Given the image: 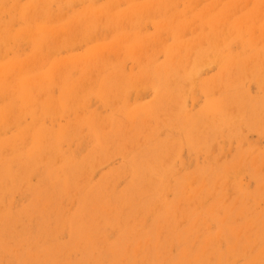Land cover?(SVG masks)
I'll return each mask as SVG.
<instances>
[{"label": "rangeland", "instance_id": "obj_1", "mask_svg": "<svg viewBox=\"0 0 264 264\" xmlns=\"http://www.w3.org/2000/svg\"><path fill=\"white\" fill-rule=\"evenodd\" d=\"M49 1L51 3L48 0H0V230L5 225L4 230L0 231V235L5 231L0 236V264H111L115 259L113 264H120V258L126 254L125 259H121V264H180V261L182 264H194L196 260L205 262L202 261L201 264H264L262 1L238 0L240 3L237 8L234 7L237 1L233 6L227 7L233 0ZM48 5L50 8H47ZM130 6H134L132 8L135 11L137 8L140 11L132 12ZM105 9L108 16L104 14ZM112 9L113 13L110 12ZM89 11L92 16L88 17V23H84L87 29L82 28V32L78 33L75 21L87 16ZM124 12L129 15H126L129 19L136 17L135 21H128L126 17L123 21ZM226 12L231 13L230 17ZM93 13L98 18L101 17H96L98 21L93 19L94 23ZM221 13L226 17L221 16ZM111 14L115 18L110 17ZM245 15L248 20L232 28L231 25L243 21ZM120 18L122 20L119 23ZM103 22L106 24L103 25ZM117 23L123 28L117 26ZM212 26L217 27V34H211L214 32ZM88 28L91 29L90 34L85 33ZM178 39L180 43L177 42ZM183 42L185 45L182 46ZM196 53H201L203 62L205 60L198 66L200 61H195ZM235 58L243 59L233 67L229 61H234ZM170 65H173L175 74L167 81V89L172 92L165 98L162 97V91L167 90L162 87L166 83L161 72L168 69V66L171 67ZM181 66L187 67L189 71L193 70L194 81L190 85L185 83L182 89L178 86L181 90H176L174 84H179L180 81L174 80L180 75ZM228 66L231 67V72L227 70L225 73ZM86 80L91 83L95 81L96 84L92 86ZM113 80L118 81L119 88L125 86L121 88L120 94H113L112 89L117 88V84L113 87ZM219 80L224 81V84H220ZM111 90L113 93H110ZM64 103L66 105L63 107ZM181 105L183 111L179 113ZM251 113V117L255 119L250 117ZM144 118L143 125L141 120ZM87 162L91 163V167L88 168ZM145 165L158 170L155 169L152 173L144 171ZM76 171L77 174L80 171L79 175ZM72 175L77 183L72 181ZM201 175L205 177L202 178ZM8 176L10 177L7 178ZM65 180L69 182V187ZM51 181L53 182L50 183ZM200 184L205 186L201 187ZM134 186L137 187L133 188ZM196 186L201 188L197 189ZM105 188L108 191H104ZM142 188L145 189L144 193ZM47 190H50L49 193H45ZM200 193L203 196L200 197ZM127 196L133 200L130 201V207H127ZM93 198L97 201L94 202ZM150 199L152 203H149ZM184 199L188 201L184 202ZM217 200L224 207H218L221 203ZM101 202L105 203L102 205ZM111 203L112 207L109 206ZM153 203L158 205L153 206ZM101 206L109 208L108 211L110 208L112 210L107 212ZM226 207L230 211L226 212ZM44 208L46 211L41 210ZM170 208H174V211ZM115 211L120 212L115 214ZM84 232L87 233L86 238L89 235V240L83 235ZM20 235H23V240ZM145 235L144 241H148L146 245H150L149 248L143 244V240L140 244ZM155 237L163 248L158 246ZM16 239L19 240L15 241ZM129 241L131 245L128 244ZM102 242L105 245L100 244ZM154 245L155 248H152ZM128 247L131 249L127 250ZM156 247L157 250H154ZM186 249L189 254L187 251L183 252ZM183 256L186 258L183 259Z\"/></svg>", "mask_w": 264, "mask_h": 264}, {"label": "bare ground", "instance_id": "obj_2", "mask_svg": "<svg viewBox=\"0 0 264 264\" xmlns=\"http://www.w3.org/2000/svg\"><path fill=\"white\" fill-rule=\"evenodd\" d=\"M44 1H45V0H44ZM51 1H52V0H51ZM61 1H62V0H61ZM90 1H91V0H90ZM126 1H128V0H126ZM161 1H162V0H161ZM166 1H168V0H166ZM192 1H193V0H192ZM235 1H237V4L235 3V6H234V7L237 8L236 6L240 3V2L238 3V0H233L231 3L229 2V4H228L227 7H229V6L231 7V6H233V4H234ZM261 1H262V2H260V3L264 4V1H263V0H261ZM138 2H139V1H138ZM147 2H148V1H147ZM151 2H153V0H152ZM151 2H150L149 4H151ZM195 2H196V1H195ZM48 3H51V2L48 0ZM59 3H60V2H59ZM144 3H145V2H143V4H144ZM40 4H41V3H40ZM60 4H61V3H60ZM68 4H71V3H68ZM130 4H131V3H130ZM166 4H167V3H166ZM52 5H53V4H52ZM64 5H65V2H64ZM92 5H93V2H92ZM136 5H137V3H136ZM139 5H140V4H139ZM50 6H51V4H50ZM67 6H68V5H67ZM67 6H66V8H67ZM143 6H144V5H143ZM145 6H146V5H145ZM152 6H153V5H152ZM166 6H167V5H166ZM258 6H259V5H258ZM263 6H264V5H263ZM263 6L260 5V7H263ZM27 7H29V6H27ZM43 7H44V6H43ZM45 7H46V6H45ZM68 7H69V6H68ZM71 7H72V6H71ZM116 7H117V6H115V8H116ZM128 7H129V6H128ZM130 7H131V6H130ZM132 7H134V6H132ZM132 7H131V8H132ZM136 7H138V6H136ZM136 7H135V8H136ZM139 7H140V6H139ZM146 7H148L147 9L150 8V6H148V4H147ZM215 7H216V6H215ZM256 7H257V6H256ZM260 7H259V8H260ZM31 8H32V7H31ZM47 8H50L49 5H48ZM69 8H70V7H69ZM103 8H104V7H103ZM107 8H108V7H107ZM115 8H114V9H115ZM235 8H234V9H235ZM26 9H27V8H26ZM28 9H29V8H28ZM114 9H112L111 11H110V10H108V11L112 12ZM137 9H138V8H137ZM137 9H136V11H138ZM151 9H152V7H151ZM191 9H192V8H191ZM228 9H229V8H228ZM48 10H49V9H48ZM105 10H106V11H105L104 14L106 15V14H107V9H105ZM123 10H124V9H123ZM123 10H122V12H123ZM129 10H131V9H129ZM129 10H128V11H129ZM133 10H134V9L132 8L131 11L133 12ZM226 10H227V9H226ZM229 10H230V9H229ZM36 11H37V10H36ZM36 11H35V12H36ZM60 11H61V10H60ZM91 11H92V10H91ZM134 11H135V10H134ZM136 11H135V12H136ZM139 11H140V10H139ZM139 11H138V12H139ZM154 11H155V10H154ZM157 11H159V10H157ZM160 11H162V9H161ZM231 11H233L232 8H231ZM24 12H25V11H24ZM33 12H34V11H33ZM58 12H59V11H58ZM92 12H93V11H92ZM97 12H98V10H97ZM116 12H117V11H116ZM126 12H127V11H126ZM224 12H225V11H224ZM224 12H223V13H224ZM255 12H256V11H255ZM25 13H26V12H25ZM27 13H28V11H27ZM31 13H32V12H31ZM38 13H39V12H38ZM94 13H95V11H94ZM94 13H93V14H94ZM101 13H103V12H101ZM112 13H113V12H112ZM124 13H125V12H124ZM127 13H129V12H127ZM127 13L124 14L125 16H124V15L122 16V17H123V21H124V19L126 20V18H127V17H126ZM142 13H143V12H141V14H142ZM159 13H160V12H159ZM229 13H230V12H229ZM229 13L226 12L227 15H228ZM232 13H233V12H232ZM257 13H258V11H257ZM36 14H37V13H36ZM51 14H52V13H51ZM129 14H130V13H129ZM133 14H134V13H133ZM150 14H151V12H150ZM157 14H158V13H157ZM221 14H222V13H221ZM221 14H220V15H221ZM230 14H231V13H230ZM230 14H229L228 17H230ZM28 15H29V14H28ZM30 15H31V14H30ZM84 15H85V14H84ZM94 15H95V14H94ZM101 15H102V14H101ZM101 15L98 14L99 17H100ZM137 15H138V13H137ZM142 15H143V14H142ZM142 15L140 16L141 18H143ZM155 15H156V13H155ZM216 15H217V14H216ZM216 15H215V16H216ZM220 15H219V16H220ZM223 15L225 16V14H222L221 16H223ZM248 15H249V14H248ZM255 15H256V13H254V16H255ZM33 16H34V15H33ZM89 16H92V15H90V11H89V14H87V16L85 15V16H83L82 18H80V21H75V23L77 24V26H75V27L77 28L78 33L82 32V31H81L82 28L87 29V26H86V24H84V23H88V22H89V20H90V19L88 18ZM106 16H108V14H107ZM109 16L112 17V18H113V17L115 18V15H114V14H111V15H109ZM119 16H121V15H119ZM119 16H118V17H119ZM127 16H129V15H127ZM130 16H131V14H130ZM135 16H136V14H135ZM160 16H161V15H160ZM163 16H164V15H163ZM217 16H218V15H217ZM245 16H246V15H245ZM257 16H258V15H257ZM24 17H25V15H24ZM24 17H23V19H24ZM36 17H37V16H36ZM50 17H51V15H50ZM85 17H86V18H85ZM96 17H97V15H95V16L92 18L93 23L97 20L98 17H97V18H96ZM102 17H103V15H102ZM124 17H126V18H124ZM157 17H158V16H156V17L154 16V18H157ZM225 17H226V16H225ZM225 17H224V18H225ZM228 17H227V18H228ZM255 17H256V16H255ZM100 18H101V17H100ZM100 18H98V19H100ZM134 18L136 19V17H133V19H134ZM137 18H138V16H137ZM213 18H215V17H213ZM227 18H225V19H227ZM246 18H247V16L244 18L243 21H242V20L238 21V23H234V22H233L234 24L231 25L232 28H233L234 26L237 27L238 24H239V26H240V24L245 23V21L248 20V19H246ZM35 19H36V18H35ZM56 19H57V18H56ZM93 19H95V21H94ZM109 19H110V18H109ZM133 19H132V18H130V19L127 18L128 21H129V20H133ZM135 19H134V21H135ZM210 19H211V21H212V18H211V17H210ZM215 19H216V18H215ZM222 19H223V18H220V20H222ZM31 20H32V19H31ZM52 20H54V18H53ZM78 20H79V19H78ZM102 20H103V18L101 19V21H102ZM113 20H114V19H113ZM120 20H122V19H121V18L118 19L119 23H120ZM137 20H138V19H137ZM168 20H169V19H168ZM213 20H214V19H213ZM227 20H229V18H228ZM255 20H256V19H255ZM70 21H71V20H70ZM97 21H98V20H97ZM101 21H99V22H101ZM165 21H166V20H165ZM165 21H164V24H165ZM169 21H170V20H169ZM208 21H209V20H208ZM211 21H210V24L213 25ZM218 21H219V20H218ZM51 22H52V21H51ZM224 22H225V21H224ZM52 23H53V22H52ZM96 23H97V22H96ZM119 23H117V26L122 27L123 23L121 22V23H122L121 26L119 25ZM124 23H126V22H124ZM160 23H161V22H160ZM219 23H221V22L219 21ZM102 24L104 25V24H106V23L103 22ZM111 24H112V26H113V22H111ZM169 24H170V23H169ZM172 24H173V23H172ZM207 24H208V22H207ZM13 25H14V24H13ZM72 25H73V23H72ZM184 25H185V24H184ZM214 25H215V24H214ZM219 25H220V24H218V26H219ZM25 26H26V25H25ZM53 26H54V25H53ZM158 26H160V25H158ZM208 26H209V25H208ZM106 27H107V26H106ZM113 27H114V26H113ZM119 27H117V28H119ZM164 27H165V25H164ZM180 27H181V29H182V26H180ZM180 27H179V28H180ZM186 27H187V26H186ZM210 27H211V26H210ZM212 27H213V26H212ZM214 27H215V26H214ZM214 27H213V28H214ZM241 27H242V26H241ZM59 28H60V27H59ZM70 28H71V27H70ZM90 28H91V27H90ZM90 28H88V31L85 32L86 34H90V32H89V29H90ZM115 28H116V27H115ZM115 28H112V29L115 30ZM122 28H123V27H122ZM159 28H160V27H159ZM172 28H173V27H172ZM213 28H212V29H213ZM216 28H217V27H216ZM216 28L213 29V30H214L213 33L210 32V31H212V29H211L209 32H210L211 34H217V31H218V30H215ZM44 29H45V28H44ZM46 29L48 30V28H46ZM60 29H61V28H60ZM164 29H165V28H164ZM169 29H170V28H169ZM187 29H188V28H187ZM209 29H210V28H209ZM218 29H219V28H218ZM222 29H223V28H222ZM90 30H91V29H90ZM185 30H186V29H185ZM40 31H41V30H40ZM84 31H85V30H84ZM84 31H83V32H84ZM108 31H109V26H108ZM110 31H111V29H110ZM181 31H182V30H181ZM186 31H187V30H186ZM248 31H249V30H248ZM0 32H1V31H0ZM42 32H43V31H42ZM222 32H223V31H221V33H222ZM227 32L229 33L228 30H227ZM230 32L233 33V31H231V30H230ZM237 32H238V31H237ZM54 33H56V32H54ZM85 33H84V34H85ZM167 33H168V32H167ZM186 33H187V32H186ZM186 33H185V34H186ZM191 33H193V32H191ZM249 33H250V32H249ZM44 34H45V33H43V35H44ZM81 34H82V33H81ZM202 34H203V32H202ZM223 34H225V33H223ZM247 34H248V33H247ZM176 35H178V34H176ZM178 36H179V35H178ZM45 37H46V36H45ZM47 38L49 39V35H48ZM176 38H177V36H176ZM174 39H175V37H174ZM39 40H42V39H39ZM44 40H45V39H44ZM45 41H46V40H45ZM47 41H48V40H47ZM50 41H51V39H50ZM43 42H44V41H43ZM120 42H121V40H120ZM138 42H139V41H138ZM138 42H137V43H138ZM175 42H176V40H175ZM177 42H179V39H178ZM209 42H210V41H209ZM211 42H212V40H211ZM211 42L209 43L210 45H212ZM39 43H40V41H39ZM179 43H180V42H179ZM35 44H36V43H35ZM5 45H6V44H5ZM38 45H39V44H38ZM41 45H44V44H41ZM47 45H48V43H47ZM49 45H50V44H49ZM117 45H118V44H117ZM154 45H155V44H154ZM183 45H185L184 42L182 43V46H183ZM52 46H53V44H52ZM151 46H152V45H151ZM37 47H38V46H37ZM42 47H43V46H42ZM137 47H138V46H137ZM154 47H155V46H154ZM180 47H181V46H180ZM151 48H152V47H151ZM176 48H177V47H176ZM36 49H37V48H36ZM155 49H156V48H155ZM173 49H175V48H173ZM173 49H172V50H173ZM181 49H182V47H181ZM42 50H43V49H42ZM57 50H58V49H57ZM153 51H154V50H153ZM167 51H168V49H167ZM170 54H172V51H170ZM196 55H197V56H196ZM196 55H195V56H196V57H195V61H200V63L197 64V66H198V65L202 64L201 62H203V59L201 58V55H202L201 53H200V54L196 53ZM215 55H217V54H215ZM216 57H217V56H216ZM216 57H214V58H216ZM242 59H243V58H235V59H233L234 61H231V60H230V61H229V62H230L229 64H231V65L234 67V64L237 63V62H239V61H241ZM101 60H102V59H101ZM89 61H90V60H89ZM204 62H205V60H204ZM204 62H203V63H204ZM211 62H212V61H211ZM215 62H216V61H215ZM88 63H89V62H88ZM95 64H96V63H95ZM192 65H193V63H192ZM226 65H228V63H227ZM247 65H248V63H247ZM92 66H93V65H92ZM96 66H97V65H96ZM98 66H99V65H98ZM170 66H171V67L168 66V67H167L168 69H166V70H163V69H164V68H163V69H162L163 71L161 72V75H164V76H163V77H164V82L166 83V86L164 85V86L162 87V88H166V90H167V91H165V90L162 91V97H165V98H166V97L172 92V90L167 89V88H168V86H167V81H168V79H169L170 77H172L171 75H174V74H175V70H174V68H173V65H170ZM197 66H196V67H197ZM83 67H84V66H83ZM83 67H82V68H83ZM190 67H191V66H190ZM193 67H194V66H193ZM75 68H76V67H75ZM82 68H81V69H82ZM100 68H101V67H100ZM230 68H231V67H230ZM230 68H229V66L226 67V68H225L226 70H224L225 73H226L227 70H230ZM243 68H244V67H243ZM72 69H73V68H72ZM98 69H99V68H98ZM180 69H181V73H180V75L177 76L176 79L174 80V82H176V81H178V80L180 81L179 84H174L176 90H181V89H182V86H184L185 83H187V84L190 85L191 82H192V84H193L194 76H195L194 73H193V70H192V69H191L192 71H191V70L189 71V70H187V67H184V66H181ZM195 69H196V68H195ZM195 69H194V70H195ZM245 69H246V68H245ZM245 69H243V71H242L243 73H244V70H245ZM99 70H100V69H99ZM159 70H161V69H159ZM233 70H234V69H233ZM168 71H169V72H168ZM195 71L197 72V70H195ZM224 71H223V72H224ZM248 71H250V70H248ZM84 72H85V70H84ZM84 72H82V73H84ZM90 72H92V71L90 70ZM156 72H157V71H156ZM230 72H231V70H230ZM242 72H241V74H242ZM0 73H1V72H0ZM86 73H87V72H86ZM149 73H150V72H149ZM149 73H148V74H149ZM197 73H198V72H197ZM225 73H224V74H225ZM233 74H234V73H233ZM0 75H1V74H0ZM84 75H85V74H84ZM84 75H83V76H84ZM154 75H155V74H154ZM228 75L231 76V74H230L229 72H228ZM235 75H236V74H235ZM103 76H104V75H103ZM150 76H151V75H150ZM223 76H224V75H223ZM226 76H227V75H226ZM27 77H28V76H27ZM92 77H94V76H92ZM92 77H91V78H92ZM232 77H233V76H232ZM232 77H231V78H232ZM7 78H8V77H7ZM25 78H26V77H25ZM151 78H152V76H151ZM151 78H150V79H151ZM231 78H229V79L231 80ZM85 79H86V78H85ZM103 79H104V77H103ZM111 79H112V77H111ZM111 79H110V80H111ZM152 79H153V78H152ZM152 79H151V81H152ZM157 79H158V78H157ZM233 79H235V78L233 77ZM30 80H31V79H30ZM48 80H49V79H48ZM87 80H88V78H87ZM87 80H86V81H87ZM101 80H102V79H101ZM101 80H100V81H101ZM108 80H109V78H108ZM108 80H107V81H108ZM221 80H223V77L221 78ZM226 80H227V79H226ZM230 80H228V82H229ZM34 81H35V80H34ZM54 81H55V79L53 78V82H54ZM57 81H58V80H57ZM92 81H93V80H92ZM96 81H97V80H96ZM158 81H160V80H158ZM219 81H220V80H219ZM219 81H218V82H219ZM7 82H8V81H7ZM35 82H36V81H35ZM80 82H81V81H80ZM87 82H88V81H87ZM152 82H153V81H152ZM223 82H224V81H220L219 83H220V84H224ZM22 83H23V82H22ZM22 83H21V84H22ZM50 83H51V82H50ZM68 83H69V82H68ZM77 83H78V82H77ZM82 83H83V82H82ZM88 83H91V82H88ZM107 83H108V82H107ZM107 83H106V84H107ZM112 83L114 84L113 87L115 86V84H117V88H116V89H112V90H114V93H113L112 90H111V92H110V93H113V94H115V93H119V92L121 91V88H122V87H125V86H122V87L119 88V87H118V84H119V83H118V81L115 82V80H113ZM215 83H216V82H215ZM226 83H227V82H226ZM23 84H24V83H23ZM38 84H39V83H38ZM53 84H54V83H53ZM69 84H70V83H69ZM92 84H93V85H92ZM94 84H96L95 81L92 82L90 85L94 86ZM160 84H164V83H160ZM227 84H228V83H227ZM24 85H25V84H24ZM42 85H43V84H42ZM87 85H89V84H86V86H87ZM108 85H109V84H108ZM110 85H112L111 82H110ZM9 86H10V85H9ZM9 86H8V87H9ZM67 86H68V85H67ZM157 86H158V85H156V87H157ZM159 86H160V85H159ZM159 86H158V87H159ZM178 86H181V89H180ZM217 86H218V85H217ZM226 86L229 87V85H226ZM226 86H225V89H227ZM35 87H37V86H35ZM90 87H91V86H90ZM107 87H108V86H107ZM107 87H106V88H107ZM111 87H112V86H111ZM154 87H155V86H154ZM156 87H155V88H156ZM219 87L222 88L221 85H220ZM25 88H26V87H25ZM39 88H40V87H39ZM92 88H94V87H92ZM108 89H109V88H108ZM110 89H111V88H110ZM157 89H159V88H157ZM18 90H19V88H18ZM25 90H26V89H25ZM40 90H41V89H40ZM43 90H44V89H43ZM71 90H72V89L69 90V94H70V91H71ZM73 90H74V89H73ZM104 90H105V88H104ZM66 91H67V90H66ZM115 91H116V92H115ZM225 91H226V90H225ZM225 91H224V93H225ZM235 91H236V90H235ZM21 92H22V91H21ZM35 92H36V91H35ZM104 92H105V91H104ZM228 92H229V90H228ZM66 93H68V92H66ZM71 93H73V92H71ZM178 93H179V92H178ZM235 93H237V92H235ZM30 94H31V93H30ZM30 94H29V95H30ZM64 94H65V93H64ZM119 94H120V93H119ZM65 95H66V94H65ZM75 95H76V94H75ZM237 95H238V94H237ZM76 96H78V95H76ZM116 96H117V95H116ZM233 96H234V95H233ZM241 96H242V94H241ZM8 97H9V96H8ZM69 97H70V96H69ZM71 97H72V96H71ZM73 97H74V94H73ZM64 98H65V97H64ZM67 98H68V97H67ZM67 98H66V99H67ZM179 98H180V97H179ZM76 99H77V98H76ZM76 99H75V100H76ZM180 99H181V98H180ZM225 99H226V98H225ZM231 99H232V98H231ZM60 100H63V99H60ZM71 100H72V99H71ZM71 100H70V103L72 102ZM232 100H233V99H232ZM232 100H231V101H232ZM237 100H239V99H237ZM249 100H250V99H249ZM66 101H67V100H66ZM63 102H64V101H63ZM63 102H61V103H63ZM68 102H69V100H68ZM232 102H233V101H232ZM237 102H238V101H237ZM250 102H251V101H250ZM8 103H9V102H8ZM66 103H67V102H66ZM27 104H28V103H27ZM73 104H75V102H73ZM235 104H236V102H235ZM235 104H234V105H235ZM238 104L240 105V103H238ZM248 104H249V103H248ZM63 105L65 106L66 104L64 103V104H62V106H63ZM76 105H77V104H76ZM246 105H247V104H246ZM259 105H261V104H259ZM64 106H63V107H64ZM72 106H73V105H72ZM235 107H236V106H235ZM237 107H238V106H237ZM251 107L253 108V106H251ZM251 107H250V108H251ZM262 107H263V105L260 107L261 110H262ZM66 108H67V106H66ZM68 108H69V106H68ZM257 108H259V107H257ZM260 108H259V109H260ZM19 109H20V108H19ZM249 110H250V109H249ZM251 110H253V109H251ZM263 110H264V107H263ZM182 111H183V105H181V107H180V109H179V113H182ZM247 111H248V110H247ZM253 111H254V110H253ZM256 112H257V110H256ZM256 112H254V113L256 114ZM260 113H261V112H260ZM185 114H186V113H185ZM226 114H227V113H226ZM187 115H188V114H187ZM93 116H94V115H93ZM182 116H183V115H182ZM184 116H185V115H184ZM184 116H183V117H184ZM251 116H252V113H251L250 117H251ZM258 116L260 117L259 114H258ZM8 117H9V116H8ZM198 117H199V116H198ZM214 117H215V116H214ZM250 117H249V118H250ZM141 118H142V117H141ZM181 118H182V117H181ZM187 118H189V117H187ZM199 118H200V117H199ZM207 118H208V117H207ZM228 118H229V117H228ZM251 118H254V119H255V117H251ZM94 119H96V118L94 117ZM97 119H98V117H97ZM179 119H180V118H179ZM182 119H183V118H182ZM254 119H253V120H254ZM88 120H89V119H88ZM139 120H140V119H139ZM199 120H200V119H199ZM253 120H251V121H253ZM93 121H94V120H93ZM181 121H182V120H181ZM213 121H214V120H213ZM88 122L91 123L90 121H88ZM139 122H140V121H139ZM141 122H142V124L144 125V124H145V118L142 119ZM176 122H177V121H176ZM178 122H179V121H178ZM182 122H183V121H182ZM203 122H204V119H203ZM86 123H87V122H86ZM136 123H137V122H136ZM2 124H3V123H2ZM75 124H76V123H75ZM75 124H74V125H75ZM87 124H88V123H87ZM205 124H206V123H205ZM207 124H208V123H207ZM178 125H179V124H178ZM227 125H229V123H228ZM196 126H197V124H196ZM199 126H200V125H199ZM88 127H89V126H88ZM174 127H177V126L175 125ZM179 127H180V126H179ZM201 127H202V126H201ZM261 127H262V126H261ZM192 128H193V127H192ZM197 128H198V127H197ZM203 128H204V127H203ZM92 129H93V128H92ZM200 129H201V128H200ZM221 129H223V128H221ZM224 129H225V128H224ZM6 130H7V127H6ZM69 130H70V129H69ZM212 130H213V129H212ZM62 131H63V130H62ZM72 131H73V130H72ZM87 131H88V129H87ZM115 131H116V130H115ZM115 131L113 130V132H115ZM194 131H195V130H194ZM73 132H75V131H73ZM212 132H213V131H212ZM69 133H70V132H69ZM69 133H68V134H69ZM64 134H65V133H64ZM78 134H79V132H78ZM69 135H70V134H69ZM213 135H214V134H213ZM52 138H53V136H52ZM45 141H46V139H45ZM96 141H97V140H96ZM104 141H106V139H105ZM41 142H42V141H41ZM156 142H158V141H156ZM53 143H54V141H53ZM50 144H51V143H50ZM157 144H158V143H157ZM46 145H47V144H46ZM61 145H62V144H61ZM104 145H105V144H104ZM153 145H154V144H153ZM153 145H152V146H153ZM152 146H151V147H152ZM154 147L156 148V145H155ZM7 149H8V148H7ZM105 149H106V147H105ZM146 149H148V148H146ZM150 149H152V148H150ZM157 149H159V148H157ZM160 149H161V148H160ZM155 150H156V149H155ZM4 151H5V150H4ZM150 151H151V150H150ZM64 152H65V151H64ZM160 152H161V151H160ZM0 153H1V152H0ZM44 153H46V152H44ZM148 153H150V152H148ZM152 153H154V152H152ZM157 153H158V152H157ZM158 154H159V153H158ZM160 154H161V153H160ZM59 155H60V154H59ZM144 155H145V154H144ZM161 155H162V154H161ZM154 156H155V155H154ZM156 156H157V155H156ZM158 156H160V155H158ZM44 157H45V156H44ZM59 157H60V156H59ZM62 157H63V156H62ZM152 157H153V154H152ZM169 157H170V155H169ZM169 157H168V158H169ZM26 158H27V157H26ZM42 158H43V157H42ZM140 158H141V157H140ZM146 158H147V157H146ZM149 158H150V156H149ZM153 158H154V157H153ZM156 158H157V157H156ZM161 158H162V156H161ZM72 159H73V158H72ZM157 159H158V158H157ZM22 160H23V159H22ZM162 160H163V158L161 159V161H162ZM139 161H140V160H139ZM141 161H143V159H142ZM146 161H149V160L146 159ZM159 161H160V158L158 159V162H159ZM161 161H160V162H161ZM149 162H150V161H149ZM149 162H148V164H150ZM243 162H244V161H243ZM243 162H242V163H243ZM47 163H48V162H47ZM87 163H89V162H87ZM142 163H144V162H142ZM142 163H141V164H142ZM153 163H154V162H153ZM162 163H164V162H162ZM162 163H161V164H162ZM35 164H36V163H35ZM90 164H91V163L88 164V168L91 167ZM20 165H21V164H20ZM36 165H37V164H36ZM92 165H93V163H92ZM142 165H143V164H142ZM142 165H140V166H142ZM159 165H160V164H159ZM162 165H163V164H162ZM164 165H165V164H164ZM66 166H67V168H68V165H67V164H65V167H66ZM70 166H71V165H70ZM160 166H161V165H160ZM46 167H47V166H46ZM86 167H87V166H86ZM165 167H166V166H165ZM28 168H29V167H28ZM78 168H79V167H78ZM78 168L76 169L77 171H78ZM157 168H158V167H157ZM162 168H163V167H162ZM155 169H156V168H155ZM155 169H154L153 167H151L150 165H147V166L145 165L144 171H147V172H151V173H152V171H153V170L155 171ZM82 170H83V169H80V171H82ZM138 170H139V169H138ZM156 170H158V169H156ZM165 170H166V169H164V171H165ZM218 170H219V169H218ZM227 170H228V169H227ZM21 171H22V170H21ZM77 171H76V174H77ZM80 171H79V172H80ZM84 171H85V170H84ZM204 171H205V170H204ZM208 171H209V170H208ZM53 172H54V171H53ZM79 172H78L77 175H79ZM85 172H86V171H85ZM141 172H142V171H141ZM156 172H157V171H156ZM55 173H56V172H55ZM73 173H74V172H73ZM143 173H144V172H143ZM160 173H161V172H160ZM214 173H215V172H214ZM217 173H218V172H217ZM141 174H142V173H141ZM149 174H150V173H149ZM219 174H222L221 171H219ZM228 174H229V173H228ZM7 175H8V174H7ZM7 175H6V176H7ZM56 175H57V174H56ZM145 175H146V173H145ZM157 175H158V174H157ZM164 175H165V174H164ZM188 175H189V174H188ZM188 175H187V176H188ZM194 175H195V174H194ZM196 175H197V174H196ZM196 175H195V176H196ZM217 175H218V174H216V177H219V176H217ZM223 175H224V174H223ZM60 176H61V175H60ZM72 176H73V175H72ZM183 176H185V175H183ZM195 176H194V177H195ZM201 176H202V175H201ZM210 176H211V175H210ZM212 176H213V175H212ZM9 177H10V176H8L7 178H9ZM58 177H59V176H58ZM58 177H57V178H58ZM80 177H82V175H80ZM140 177H141V176H140ZM143 177H144V176H143ZM147 177H148V176H146L145 178H147ZM154 177L156 178V177H158V176H155V175H154ZM199 177H200V176H199ZM203 177H205V176H202V178H203ZM216 177H215V178H216ZM227 177H228V176H227ZM12 178H13V177H12ZM46 178H48V177H46ZM49 178H50V176H49ZM51 178H52V177H51ZM63 178H64V177H63ZM73 178H74V180H72V181L74 182V181H75V177L73 176ZM78 178H79V177H78ZM158 178H159V177H158ZM192 178H193V177H191V179H192ZM220 178H221V177H220ZM58 179H59V178H58ZM58 179H57V180H58ZM71 179H72V178H71ZM76 179H77V177H76ZM189 179H190V178H189ZM45 180H46V179H45ZM54 180H55V179H54ZM54 180H53V181H54ZM57 180H56V181H57ZM66 180H67V179H66ZM66 180H65V181H66ZM80 180H81V179H80ZM80 180H79V181H80ZM82 180H83V179H82ZM148 180H149V178H147V181H148ZM153 180H154V179H153ZM187 180H188V178H187ZM203 180H204V182H205V179H203ZM215 180H216V179H215ZM215 180H214V181H215ZM227 180H228V179H227ZM6 181H7V180H6ZM53 181H51L50 183H52ZM59 181H60V180H59ZM70 181H71V180H70ZM76 181H77V180H76ZM76 181H75V182H76ZM150 181H151V178H150ZM222 181H223V180H222ZM222 181H220V182L222 183ZM73 182H72V184H73ZM77 182H78V181H77ZM77 182H76V183H77ZM144 182H146V181H144ZM144 182H142V183H144ZM183 182H184V181H183ZM189 182H191V181H188V183H189ZM198 182H199V181H198ZM204 182H201V183H204ZM211 182H212V180H211ZM5 183H6V182H5ZM60 183H61V181H60ZM66 183H67V181H66ZM68 183H69V182H68ZM68 183H67V184H68ZM192 183H193V182H192ZM218 183H219V182H218ZM223 183H224V182H223ZM44 184H45V183H44ZM58 184H59V183H58ZM136 184H137V183H136ZM150 184H151V183H150ZM208 184H210V183H208ZM6 185H7V184H6ZM6 185H5V188H6ZM41 185H42V184H41ZM53 185H54V184H53ZM56 185H57V184L55 183V186H56ZM60 185H61V184H59V186H60ZM74 185H75V184H74ZM140 185H141V184H140ZM143 185H144V184H143ZM178 185H180V184H178ZM198 185H199V184H198ZM200 185H201V184H200ZM203 185H204V184H203ZM203 185H201V187H202ZM215 185H216V183H215ZM215 185H214V186H215ZM69 186H70V184H68L67 187H69ZM137 186H138V185H137ZM137 186H136V187H137ZM189 186H190V185H189ZM204 186H205V185H204ZM216 186H217V185H216ZM218 186H219V185H218ZM222 186H223V185H222ZM0 187H1V185H0ZM51 187H53V186H51ZM64 187L66 188V186H64ZM136 187L134 186L133 188H136ZM139 187H140V186H139ZM141 187H142V185H141ZM144 187H145V186H144ZM160 187H161V185H160ZM186 187H187V186H186ZM196 187H197V186H196ZM199 187H200V186H199ZM199 187H197V189H198ZM201 187H200V188H201ZM212 187H213V185H212ZM33 188H34V187H33ZM54 188H55V187H54ZM62 188H63V187H62V185H61V189H62ZM145 188H146V187H145ZM158 188H159V187H158ZM177 188H178V187H177ZM205 188H206V187H205ZM205 188H204V190H205ZM216 188H217V187H216ZM216 188H215V189L213 188V189L216 190ZM218 188H221V187H218ZM61 189H60V190H61ZM63 189H64V188H63ZM63 189H62V190H63ZM66 189H67V188H66ZM66 189H65V190H66ZM71 189H72V188H71ZM71 189H70V190H71ZM137 189L139 190L140 188H137ZM146 189H147V188H146ZM194 189H195V188H194ZM194 189H193V190H194ZM40 190H41V189H40ZM40 190H38V191H40ZM44 190H46V188L43 189V191H44ZM57 190H58V189H57ZM70 190H69V191H70ZM77 190H78V189H77ZM105 190H107V189L105 188L104 191H105ZM112 190H113V189H112ZM144 190H145V189H144ZM144 190H143V188H142V193H144V192H143ZM158 190H159V189H158ZM183 190H184V189H183ZM191 190H192V189H191ZM193 190H192V191H193ZM220 190H222V189H220ZM48 191H50V190L45 191V193H49ZM58 191H59V190H58ZM66 191H67V190H66ZM66 191H65V192H66ZM107 191H108V190H107ZM107 191H106V192H107ZM130 191H131V189H130ZM134 191H135V190H134ZM149 191H150V190H149ZM161 191H162V190H161ZM179 191H180V190H179ZM181 191H182V188H181ZM192 191H190V192H192ZM194 191H195V190H194ZM194 191H193V192H194ZM30 192L32 193V191H30ZM52 192H55V191L52 190ZM63 192H64V191H63ZM67 192H68V191H67ZM78 192H79V191H78ZM100 192L102 193V191H100ZM109 192H113V191H109ZM140 192H141V190H140ZM146 192H147V191H146ZM150 192H151V191H150ZM162 192H163V191H162ZM184 192H185V190H184ZM196 192H197V190H196ZM199 192H200V191H199ZM206 192H207V194H208V191H207V190H206ZM219 192H220V191H219ZM219 192H218V194H219ZM33 193H34V192H33ZM37 193H38V192H37ZM45 193H44V194H45ZM50 193H51V192H50ZM57 193H58V192H57ZM59 193H60V192H59ZM59 193H58V194H59ZM61 193H62V191H61ZM73 193L75 194L76 192L74 191ZM90 193H91V192H90ZM188 193H189V192H188ZM202 193H203V191H202ZM202 193H200V194H202ZM222 193H223V192H222ZM222 193H220V194H222ZM41 194H42V193H41ZM65 194H66V193H65ZM103 194H106V193H103ZM103 194H101V196H103ZM107 194H109V193L107 192ZM138 194L141 195L139 192H138ZM162 194H163V193H162ZM162 194H161V195H162ZM205 194H206V193H205ZM38 195H40V193H39ZM45 195H46V194H45ZM45 195H44V196H45ZM48 195H49V197H52V196H50V194H48ZM71 195H72V194H71ZM135 195H136V193H135ZM135 195H134V196H135ZM144 195H145V194H144ZM153 195H154V194H153ZM198 195H199V194H198ZM198 195H197V196H198ZM222 195H223V194H222ZM42 196H43V195H42ZM60 196H62V195H60ZM80 196H81V195H80ZM87 196H88V195H87ZM99 196H100V195H99ZM99 196H98V197H99ZM105 196H106V195H105ZM137 196H138V195H137ZM155 196H156V195H155ZM201 196H203V194L200 195V197H201ZM218 196H219V195H218ZM1 197H2V196H1ZM90 197H91V196H90ZM90 197H89V198H90ZM92 197H93V194H92ZM110 197H111V196H110ZM127 197H129V196H127ZM130 197H132V195H131ZM130 197H129V202H128L129 204L127 205V207H128V206L130 207V201H131V202L133 201V200H130ZM186 197H187V194H186ZM55 198H56V196H55ZM58 198H59V197H58ZM73 198H74V197H73ZM99 198H100V197H99ZM99 198H98V199H99ZM134 198H135V197H134ZM138 198H140V197L138 196ZM183 198H184V197H183ZM189 198H190V197H189ZM207 198H208V197H207ZM220 198H221V197H220ZM0 199H1V198H0ZM49 199H50V198H49ZM70 199H71V198H70ZM102 199H103V198H102ZM105 199H106V198H105ZM131 199H132V198H131ZM161 199H162V198H161ZM186 199H188V198H186ZM223 199H224V198H223ZM54 200H55V199H54ZM150 200H151V199H150ZM154 200H155V199H154ZM154 200H153V202H154ZM189 200H190V199H189ZM220 200H221V199H220ZM55 201H56V200H55ZM71 201H72V200H71ZM93 201L95 202V201H97V199L94 200V198H93ZM156 201H157V200H156ZM159 201H160V200H159ZM175 201H177V200H175ZM180 201H181V200H180ZM180 201H179V202H180ZM182 201H183V200H182ZM182 201H181V202H182ZM185 201H188V200H185V199H184V202H185ZM217 201H218V200H217ZM56 202H58V201H56ZM94 202H93V203H94ZM99 202H100V201H98V203H99ZM116 202H117V201H116ZM123 202H125V201H123ZM140 202H141V201H140ZM157 202H158V201H157ZM163 202H164V201H163ZM179 202H177V205L179 204ZM218 202L221 203V201H218ZM72 203H73V201H72ZM104 203H105V202H104ZM104 203L101 202L102 205H103ZM113 203H114V202H113ZM138 203H139V201H138ZM149 203H152V200H151V202H149ZM175 203H176V202H175ZM175 203H174V206H175ZM186 203H187V202H186ZM223 203H224V202H223ZM87 204H88V203H87ZM89 204H91V203H89ZM117 204H118V203H117ZM126 204H127V203H126ZM126 204H125V205H126ZM153 204H154V205H153ZM153 204H152L153 206L158 205V204H155V203H153ZM171 204H172V203H171ZM181 204H182V203H181ZM234 204H235V203H234ZM48 205H49V204H48ZM121 205H122V204H121ZM125 205H124V206H125ZM134 205H136V204H134ZM139 205H140V204H139ZM145 205H147V204H145ZM172 205H173V204H172ZM221 205L223 206V204L221 203L220 206H218V207H221ZM224 205H225V204H224ZM86 206H87V205H86ZM94 206H95V203L93 204V208H94ZM96 206H97V205H96ZM98 206H99V205H98ZM106 206H107V205H105V207H106ZM109 206L112 207V203H111ZM114 206H116L115 203H114ZM132 206H133V205H132ZM140 206L142 207V205H140ZM187 206H188V205H187ZM189 206H191V205H189ZM226 206H228V205H226ZM43 207H45V206H43ZM49 207H50V206H49ZM91 207H92V205H91ZM101 207H102V206H101ZM101 207H99V208H101ZM137 207H138V206H137ZM145 207H146V206H145ZM156 207H157V206H156ZM161 207H163V206H161ZM171 207H172V206H171ZM175 207H176V206H175ZM218 207H217V208H218ZM223 207H224V206H223ZM46 208H47V206H46ZM93 208H92V210H94ZM102 208L104 209V207H102ZM142 208H143V207H142ZM142 208H141V209H142ZM178 208H179V207H178ZM231 208H232V207H231ZM105 209H106V208H105ZM105 209H104V210H105ZM108 209H109V208L106 209L107 212H110V211L112 210V209L110 208V211H108ZM135 209H136V208H135ZM143 209H145V208H143ZM165 209H166V207H165ZM170 209H171V208H170ZM172 209H174V208H172ZM172 209H171V211H174V210H172ZM219 209H220V208H219ZM41 210L44 211L45 208H44V209H41ZM47 210H48V209H47ZM98 210H99V209H98ZM113 210H116V208L113 207ZM129 210H130V209H129ZM136 210H137V209H136ZM167 210H168V209H167ZM176 210H177V209H176ZM211 210H212V209H211ZM222 210H224V209H222ZM226 210H228L227 207H226L225 211H226ZM244 210H246V209H244ZM45 211H46V210H45ZM106 211H105V213H106ZM165 211H166V210H165ZM190 211H191V210H190ZM216 211H217V210H216ZM228 211H230V210H228ZM75 212H76V211H75ZM90 212H91V211H90ZM102 212H103V211H102V209H101V213H102ZM117 212H118V211H115V214H116ZM119 212H120V211H119ZM119 212H118V213H119ZM136 212H137V211H136ZM138 212H140V210H139ZM163 212H164V211H163ZM167 212H168V211H167ZM185 212H186V211H185ZM226 212H227V211H226ZM4 213H5V212H4ZM39 213H40V212H39ZM63 213H64V212H63ZM76 213H77V212H76ZM80 213H81V211H80ZM86 213H87V212H86ZM121 213H122V212H121ZM126 213H127V212H126ZM191 213H192V211H191ZM229 213H230V212H229ZM43 214H44V213H43ZM87 214H88V213H87ZM94 214H95V213H94ZM106 214L109 215V213H106ZM165 214L167 215V213H165ZM224 214H225V216L227 215L226 213H224ZM39 215H40V214H39ZM113 215H114V214H113ZM168 215H169V214H168ZM186 215H187V214H186ZM211 215H212V214H211ZM18 216H19V215H18ZM84 216H85V215H84ZM89 216H90V215H89ZM118 216H119V215H118ZM3 217H4V216H3ZM10 217H11V216H10ZM41 217H43V216H41ZM81 217H82V216H81ZM85 217H86V216H85ZM90 217H91V216H90ZM94 217H95V215H94ZM94 217H93V218H94ZM106 217H107V216H106ZM110 217H111V215H110ZM116 217H117V216H116ZM1 218H2V217H1ZM79 218H80V217H79ZM95 218H98V216H96ZM107 218H109V217H107ZM226 218H227V217H226ZM12 219H13V218H12ZM46 219H47V218H46ZM48 219H49V218H48ZM65 219H66V218H65ZM85 219H87V218H85ZM90 219H91V218H90ZM90 219H89V220H90ZM118 219H119V218H118ZM196 219H197V218H196ZM0 220H2V219H0ZM87 220H88V219H87ZM92 220H93V219H92ZM99 220H100V219H99ZM218 220H219V218H218ZM9 221H11V219H10ZM39 221H40V219H39ZM72 221H73V220H72ZM216 221H217V220H216ZM63 222H64V221H63ZM77 222H78V220H77ZM79 222H80V220H79ZM88 222H89V221H88ZM93 222H94V221H93ZM96 222H97V223L99 222L98 219H97ZM0 223H1V222H0ZM6 223H7V222H6ZM11 223H12V221H11ZM19 223H20V222H19ZM38 223H39V222H38ZM41 223H43V222H41ZM46 223H47V222H46ZM46 223H44V224L46 225ZM64 223H65V222H64ZM85 223H86V221H85ZM91 223H92V221H91ZM13 224H14V223H12V225H13ZM21 224H22V223H21ZM87 224H88V223H87ZM220 224H221V222H220ZM220 224H218V225H220ZM9 225H10V224H9ZM90 225L92 226L93 224H90ZM99 225H100V224H97V226H99ZM114 225H116V224H114ZM118 225H119V224H118ZM128 225H129V224H128ZM218 225H217V226H218ZM226 225H227V224H226ZM228 225H229V224H228ZM0 226H1V225H0ZM4 226H5V225H2V228H1L2 230H4V229H3V228H5ZM15 226H16V225H15ZM24 226H25V225H24ZM49 226H50V225H49ZM85 226H86V225H85ZM9 227H10V226H9ZM9 227H8V228H9ZM89 227H90V226H89ZM116 227H117V226H116ZM140 227H142L141 224H140ZM140 227H139V228H140ZM219 227H220V226H219ZM223 227H225V226H223ZM228 227H229V226H228ZM8 228H7V230H8ZM13 228H14V227L12 226V229H13ZM23 228H24V227H23ZM23 228H22V229H23ZM26 228H27V227H26ZM29 228H30V227H29ZM43 228H44V227H43ZM43 228H42V229H43ZM86 228H87V227H86ZM94 228H95V227H94ZM221 228H222V227H221ZM225 228H226V227H225ZM15 229H16V228H15ZM15 229H14V230H15ZM27 229H28V228H27ZM52 229H53V228H52ZM55 229L57 230V227H56ZM84 229H85V228H84ZM128 229H129V227H128ZM128 229H127V230H128ZM136 229H137V228H136ZM219 229H220V228H219ZM223 229H224V228H223ZM223 229H221V231H222ZM233 229H234V228H233ZM2 230H0V231H2ZM5 230H6V229H5ZM17 230H18V229H17ZM19 230H20V229H19ZM44 230H45V229H44ZM44 230H43V231H44ZM46 230H47V228H46ZM91 230H92V229H91ZM91 230H90V231H91ZM226 230H227V229H226ZM229 230L231 231V227H230ZM10 231H11V230H10ZM26 231H27V230H26ZM58 231H59V230H58ZM88 231H89V229H88ZM88 231H86V232H88ZM128 231H129V230H128ZM136 231H137V230H136ZM136 231H135V232H136ZM221 231H220V232H221ZM227 231H228V230H227ZM230 231H229V232H230ZM234 231H235V230H234ZM3 232L5 233V231H3ZM24 232H25V230H24ZM24 232H23V233H24ZM29 232H30V231H29ZM29 232H28V233H29ZM52 232H53V230H52ZM86 232H84L83 235H85ZM95 232H97V231H95ZM98 232H99V231H98ZM98 232H97V233H98ZM125 232H126V231H125ZM224 232H225V231H224ZM4 233L1 232V235L4 234ZM15 233H16V232H15ZM17 233H18V232H17ZM17 233H16V234H17ZM57 233H58V232H57ZM89 233H90V232H89ZM89 233H88V234H89ZM123 233H124V232H123ZM129 233H131V232L129 231ZM230 233H233V232H230ZM263 233H264V232H263ZM24 234H25V233H24ZM24 234H23V235H24ZM29 234H30V233H29ZM41 234H42V231H41ZM48 234H49V233H48ZM52 234H53V233H52ZM86 234H87V233H86ZM92 234H93V233L91 232L90 235H92ZM95 234H96V233H95ZM126 234H128V232H127ZM131 234H132V233H131ZM135 234H136V233H135ZM1 235H0V236H1ZM23 235H22V236L20 235V236H21V239H22ZM25 235H26V234H25ZM124 235H125V233H124ZM155 235H156V233H155ZM40 236H41V235H40ZM40 236L38 235V237H40ZM55 236H56V234H55ZM81 236H82V234H81ZM81 236H80V237H81ZM88 236H89V235H88ZM88 236H87V238H88V240H89V237H88ZM95 236H96V235H95ZM125 236H126V235H125ZM131 236H132V235H131ZM139 236H140V235H139ZM141 236H142V235H141ZM152 236H153V235H152ZM228 236H229V235H228ZM50 237H51V236H50ZM82 237H83V236H82ZM82 237H81V238H82ZM92 237H93V236H92ZM92 237H90L91 240H92ZM96 237H98V236H96ZM128 237H129V236H128ZM143 237H144V238L141 239L140 244L144 241L146 235L143 236ZM226 237H227V235H226ZM15 238H16V237H15ZM35 238H36V237H35ZM48 238H49V237H48ZM76 238H78V235H77ZM85 238H86V235H85ZM87 238H86V239H87ZM93 238H94V237H93ZM122 238H124V237L122 236ZM134 238L136 239L137 237H134ZM8 239H9V238H8ZM10 239H11V238H10ZM19 239H20V238H19ZM19 239H16L15 241H17V240H19ZM40 239H41V238H40ZM51 239H52V237H51ZM83 239H84V237H83ZM83 239H82V240H83ZM94 239H95V238H94ZM94 239H93V240H94ZM99 239L102 240L101 238H99ZM99 239H97V240H99ZM103 239H105V238H103ZM138 239H139V237H138ZM155 239H156V242H157V238H156V237H155ZM22 240H23V239H22ZM37 240H38V239H37ZM79 240H80V239H79ZM88 240H87V241H88ZM97 240L95 241V242H96V245H97ZM129 240H130V237H129ZM133 240H134V239H133ZM142 240H143V241H142ZM146 240H147V239H146ZM148 240H149V239H148ZM3 241H4V240H3ZM5 241H6V240H5ZM13 241H14V240H13ZM80 241H81V240H80ZM87 241H86V243H87ZM102 241H103V240H102ZM104 241H105V240H104ZM149 241H150V240H149ZM152 241H153V239H152ZM152 241H151V242H152ZM158 241H159V240H158ZM210 241H211V239H210ZM8 242H9V241H8ZM84 242H85V241H84ZM92 242L95 243L94 241H92ZM99 242H100V241H99ZM123 242H126V241H123ZM144 242H145V243H143V244L147 247L146 243H147L148 241H147V242L144 241ZM156 242H155V243H156ZM159 242H160V241H159ZM86 243H85V244H86ZM103 243H104V242H102V243H100V244H103ZM130 243H131V241L128 242V244H130ZM135 243H136V242H135ZM135 243H134V244H135ZM149 243H150V242H149ZM152 243H154V242H152ZM206 243H207V242H206ZM10 244H11V243H10ZM80 244H81V243H80ZM88 244H89V241H88ZM90 244H91V243H90ZM100 244H99V245H100ZM107 244H108V243H107ZM107 244H106V245H107ZM113 244H114V243H113ZM118 244L121 245L119 242H118ZM126 244H127V243H126ZM126 244H124V245H126ZM137 244H138V243H137ZM157 244H158V242H157ZM157 244H156V245H157ZM186 244H187V243H186ZM186 244H184V245L186 246ZM2 245L5 246V245L3 244V242H2ZM94 245H95V244H94ZM104 245H105V243H104ZM122 245H123V243H122ZM130 245H131V244H130ZM148 245H149V244H148ZM156 245H154V247H152V246H151V247H152V248H155ZM184 245H183V246H184ZM6 246H7V245H6ZM85 246H86V245H85ZM88 246H89V245H88ZM90 246H91V245H90ZM92 246H93V244H92ZM101 246H102V245H101ZM133 246H134V245H133ZM138 246H140V245H138ZM138 246H137V251H138V248H139ZM142 246H143V245H142ZM142 246H141V247H142ZM149 246H150V245H149ZM149 246H148L147 248H149ZM158 246H159V244H158ZM160 246L162 247V244H160ZM160 246H159V247H160ZM163 246H164V245H163ZM183 246H182V247H183ZM185 246H184V248H185ZM205 246H206V245H205ZM110 247H111V246H110ZM110 247H108V248H110ZM123 247H124V246H123ZM123 247H122V248H123ZM134 247H135V246H134ZM164 247H165V246H164ZM170 247H171V246H170ZM232 247H233V246H232ZM2 248H3V247H2ZM6 248H7V247H6ZM90 248L92 249L93 247H90ZM90 248H87V249H90ZM102 248H103V246H102ZM113 248H114V247H113ZM117 248H119V246H117ZM125 248H127V247L125 246ZM132 248H133V247H132ZM162 248H163V247H162ZM186 248H187V247H186ZM12 249H13V248H12ZM55 249H56V248H55ZM94 249H95V248H94ZM94 249H92V250H94ZM103 249H105V247H104ZM103 249H102V250H103ZM115 249H116V248H115ZM130 249H131V248L128 247L127 250H130ZM140 249H141V248H140ZM6 250H9V249H6ZM16 250H17V249H16ZM92 250H91V251H92ZM121 250H122V249H121ZM124 250H125V249H124ZM127 250H125V251L127 252ZM135 250H136V249H135ZM154 250H157V247H156V249H154ZM154 250H153V251H154ZM159 250H161V249H159ZM159 250H158V251H159ZM187 250H188V249H186V250L183 251V252L186 253ZM206 250H208V249H206ZM12 251H13V250H11V252H12ZM131 251H132V250H131ZM139 251H140V250H139ZM145 251L147 252L146 249H145ZM151 251H152V249H151ZM210 251H211V250H210ZM229 251H230V250H229ZM231 251H232V250H231ZM3 252H4V251H3ZM88 252H89V250L87 251V253H88ZM103 252H104V250H103ZM109 252H112V250H111V251L109 250ZM116 252H117V250H116ZM122 252H123V251H122ZM122 252H121V254H122ZM9 253H10V251H9ZM87 253L85 252V254H87ZM130 253H131V252H130ZM141 253H142V252H141ZM154 253L156 254V252H154ZM157 253H158V252H157ZM187 253H188V251H187ZM227 253H228V252H227ZM90 254H91V253H90ZM92 254H93V253H92ZM108 254H109V253H108ZM116 254H117V253H116ZM118 254H120V253H118ZM118 254H117V255H118ZM123 254H124V252H123ZM131 254H132V253H131ZM133 254H134V253H133ZM137 254H138V253H137ZM188 254H189V253H188ZM188 254H185V256L187 255V256H188V259H189L190 257H189ZM62 255H63V253H62ZM124 255H125V254H124ZM124 255H123V256H124ZM126 255H127V254H126ZM126 255H125V256H126ZM183 255H184V253H183ZM228 255H229V254H228ZM15 256H16V255H15ZM93 256H94V255H93ZM109 256H111V255H109ZM119 256H120V255H119ZM125 256H124V257H125ZM185 256H183V259L186 258ZM115 257H116V256H115ZM124 257H122V258H124ZM134 257H135V255H134ZM146 257H147V256H146ZM155 257H156V255H155ZM157 257H158V255H157ZM207 257H208V256H207ZM214 257H215V256H214ZM219 257H220V255H219ZM111 258H112V256H111ZM122 258H120V264L123 262V261H122V260H123ZM126 258H127V257H126ZM148 258H149V257H148ZM210 258H211V257H210ZM97 259H98V258H97ZM117 259H118V258H117ZM121 259H122V260H121ZM124 259H125V258H124ZM156 259H157V258H155V260H156ZM158 259H159V258H158ZM183 259H182V261H184ZM227 259H228V258H227ZM16 260H17V259H16ZM16 260H14V261H16ZM61 260H62V259H61ZM115 260H116V259H115ZM115 260H114V261H115ZM130 260H132V259H130ZM160 260H162V259H160ZM160 260H158L157 263H159ZM178 260H179V259H178ZM199 260H201V259H199ZM114 261H113V262H114ZM121 261H122V262H121ZM127 261H129V260H127ZM150 261L152 262V260H150ZM162 261H164V260H162ZM162 261H161V263H164V262H162ZM187 261H188V260H187ZM192 261H193V260H192ZM202 261H203V260H201L200 262H198V261L196 260V262H195V260H194V262H195L194 264H197V263H198V264H199V263L201 264ZM101 262H102V261H101ZM101 262H99V263H101ZM113 262H112V263L109 262V263L113 264ZM118 262H119V259H118ZM130 262H132V261H130ZM141 262H142V260H141ZM145 262H146V261H145ZM203 262H204V261H203ZM258 262H259V261H258ZM66 263H68V262H66ZM95 263H97L96 260H95ZM127 263H129V262H127ZM142 263H143V262H142ZM149 263H150V262H148V264H149ZM182 263H183V262H182ZM182 263H181V261H180V264H182ZM185 263H186V262H185ZM188 263H190V262H187V264H188ZM204 263H205V262H204ZM255 263H256V262H255ZM255 263H254V264H255ZM37 264H38V263H37ZM41 264H42V263H41ZM93 264H94V263H93ZM130 264H131V263H130ZM150 264H151V263H150ZM176 264H177V263H176ZM178 264H179V263H178ZM219 264H220V263H219Z\"/></svg>", "mask_w": 264, "mask_h": 264}]
</instances>
